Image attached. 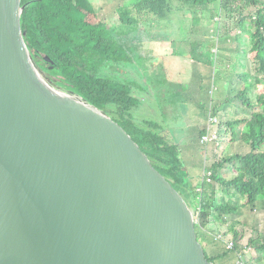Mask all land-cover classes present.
Masks as SVG:
<instances>
[{"label": "water", "instance_id": "water-1", "mask_svg": "<svg viewBox=\"0 0 264 264\" xmlns=\"http://www.w3.org/2000/svg\"><path fill=\"white\" fill-rule=\"evenodd\" d=\"M0 0V264H217L132 136L36 67Z\"/></svg>", "mask_w": 264, "mask_h": 264}, {"label": "trees", "instance_id": "trees-1", "mask_svg": "<svg viewBox=\"0 0 264 264\" xmlns=\"http://www.w3.org/2000/svg\"><path fill=\"white\" fill-rule=\"evenodd\" d=\"M214 2H219L228 16L233 17L236 12L241 17L239 26L243 34L238 39L245 47H239L240 54L233 58L227 72L230 76L225 85L226 95L218 103L225 114L220 115L213 103L210 107V116L220 118L217 145L224 146L221 153L216 146L217 160L207 166L202 184L196 185L190 181L176 145L162 133L160 122L149 119L138 122L135 118L134 112L141 103L132 84L107 76L105 70L123 76L120 65L132 59L128 45L120 39L122 25L135 27L152 16L164 19L175 8H210ZM241 2L263 4L253 26L243 16ZM22 5L25 9L21 24L36 67L55 88L78 95L111 116L138 143L187 205L198 207L199 221L195 227L207 258L216 262L231 252L235 258L241 256L245 264H262L264 234L243 243L245 225L240 215L248 206L262 203L264 208V0H133L120 7L118 26L98 19L90 0H22ZM133 12L137 15L130 14ZM212 13L214 18L222 15L219 10ZM216 22L220 33V20ZM244 35L248 41L242 39ZM250 56L254 68L248 66ZM202 59L211 64L216 60ZM229 108L243 115L224 119L226 113H232ZM237 127H243L239 141L250 149L225 157V144L235 141ZM201 132L206 133V129ZM205 239L219 249L215 254L207 252ZM249 247H254L256 253L248 252Z\"/></svg>", "mask_w": 264, "mask_h": 264}, {"label": "rangeland", "instance_id": "rangeland-1", "mask_svg": "<svg viewBox=\"0 0 264 264\" xmlns=\"http://www.w3.org/2000/svg\"><path fill=\"white\" fill-rule=\"evenodd\" d=\"M94 5L95 10L97 11L96 17L102 19L109 23L112 26H118L119 22V4L124 6L125 4L132 2L133 0H90ZM241 12L243 16L248 17L247 22L253 26V20L256 18L258 10L263 7V4L259 5H248L245 2L239 3ZM222 11L221 17H213L212 10ZM131 15H137V12L130 13ZM233 17L228 16L226 12L220 9L219 2H214L210 5V8H200V7H190V8H175L173 12L168 15L166 18L161 19L158 17L152 16L150 18L152 23L150 24L149 29H140L142 35H147L150 40L146 41L147 48L151 50V53H146V55L139 56L140 48L144 46L140 42V39H137L136 33H129L130 28L128 26L122 25L120 29V39L121 42L128 45L131 51L133 52L132 62H126L128 64L126 68L127 77L121 76L116 71L108 72L105 70L106 75L109 77H117L119 79H126L132 84V90L136 96L140 98L141 107L134 112L135 118L140 122L145 118L155 119L161 122L162 120H167L171 114L174 112L177 128H182L185 126V123L200 120L203 121L206 119L208 123L205 128L212 130V134L215 140L200 143L199 138L201 139L202 132L196 137L192 135H186L184 132H181L179 135H174L175 140L172 142L178 144V146L189 153L188 156H192L191 168L194 171L201 170L202 167L209 166L212 162L217 160L216 146L221 153L223 144L218 143L217 145V136H218V127L220 118H213L210 116V107L211 104L218 106L220 98L225 97L226 83L229 78L227 74L228 70L233 64V58H236L240 54L239 47V35L243 34V29L239 26V21L241 17L235 12ZM220 20L221 29L220 33H217L218 23L216 20ZM154 22L157 24L155 25ZM224 27L227 28L229 33L225 32ZM214 34V37L212 35ZM239 38V39H238ZM163 40L162 42L159 41ZM243 40H249L245 35L242 37ZM158 40V41H157ZM134 41V42H133ZM133 42V44H132ZM157 42V44H155ZM245 47L244 45L241 48ZM212 51H211V50ZM170 51L175 52L180 56L192 57L195 55L202 58L216 59V64L214 63L211 67L212 71H215V74L210 77L209 80H205V85L199 87L197 83L191 87H187V95L183 91L179 90L181 85L179 81H183L182 78L176 81V78L173 75V70L171 71V61L161 60V52ZM192 54V55H191ZM254 55V54H251ZM163 56V55H162ZM192 63L194 61L191 60ZM249 68H254L253 56L249 58ZM124 70V62L120 65ZM206 67H204L205 69ZM216 69V70H215ZM122 70V72H123ZM142 80L140 85L134 84V81H139L136 78H131L132 74L135 76H141ZM176 73L184 76L186 80L187 76H191L193 81L197 77L198 69L194 68L191 64L184 62L182 67H176ZM231 74H234L233 72ZM180 75V76H181ZM229 75V76H228ZM125 81V82H126ZM186 88V87H185ZM140 92V96L139 93ZM258 91H256L257 93ZM148 94V97H147ZM194 97V101H199V107L196 109L195 105H184L183 101L185 97ZM155 105V112L149 110L147 105ZM222 105V104H221ZM218 106V113L225 114L223 108ZM159 106H161L159 108ZM189 111H188V109ZM232 113H226L224 119L240 117L243 113H238L234 108H229L228 111ZM194 113L195 116L191 118L186 116L187 113ZM230 116V117H229ZM163 123V122H161ZM212 123V124H211ZM196 124H190L191 128ZM202 125V127H204ZM188 123L189 130L191 129ZM243 127H237L236 129V139L234 142L225 144L224 147V156L229 157L235 153H245L249 151V146L239 141L241 131ZM169 138H173L169 136ZM178 138L182 139L179 140ZM229 144V145H228ZM211 161V162H210ZM196 210V208H194ZM240 218L244 222V239L243 243H247L250 237H258L259 233L264 234V208L262 203L256 204L254 207L248 206L243 209ZM242 229V227H241ZM217 236H219L217 234ZM206 245L207 252L211 255L215 254L219 249L213 248L212 242L205 239L203 240ZM231 246V245H230ZM248 252L256 253L254 247H249ZM221 257L216 259L217 264H245L244 260L240 256L239 258L234 257V253H228L227 258ZM264 264V261L263 263Z\"/></svg>", "mask_w": 264, "mask_h": 264}, {"label": "crops", "instance_id": "crops-1", "mask_svg": "<svg viewBox=\"0 0 264 264\" xmlns=\"http://www.w3.org/2000/svg\"><path fill=\"white\" fill-rule=\"evenodd\" d=\"M119 7H122V5L119 4ZM216 10H217V8H216ZM150 18H148V19L144 20L143 22H141L138 26L128 27V28H130V32L129 33H136L137 34V39L138 40L140 39V42L144 46V48L143 47L140 48V54H139L140 57L143 56V55H146V53H151V50L149 48H147V45L145 43L146 41L150 40V38L147 35H145V33H144V35H142V33L140 32V29H145L146 30V29H149L151 27L150 24H149V23H152ZM154 24L156 25L157 23L154 22ZM213 37H214V34L212 35L211 38H213ZM159 41L162 42L163 40L159 39ZM133 42H132V44H133ZM155 44H157V42H155ZM130 48H131V45H130ZM130 53L133 54L131 49H130ZM160 56L161 57L159 58V61H161V60H166V61L169 60V61H171V71L173 70V75L176 78V81H178L180 79V77L183 80V81H179V84L181 85L182 88H180L179 90H176V91L177 92L178 91H183V93L186 94V95L188 93V90H187L188 88L187 87L189 85L192 87L194 85V83H197L199 87L204 86L205 82H206L205 80L206 79L209 80L210 77H212V75L215 74V71L213 72L212 69H211L212 68L211 66L213 64L205 62L202 59V57H199V56L197 57L196 54L192 55V57L187 58V57H184V56H180V55H178L175 52L163 51V52H161ZM131 57H132V55H131ZM132 60H133V57L130 60V62H132ZM191 60L194 61V63H192ZM184 62L189 63L194 68L198 69L197 77H196V79L194 81H193L191 76L185 77L187 79L184 80V76L183 75L176 73V67H178V66L182 67L184 65ZM214 63L216 64V60L214 61ZM124 65H125V66H123L124 70L122 69V66H120L119 68H120L121 74L126 76L127 75V70H126L125 67H127L128 64H126V62H125ZM204 67H206V68L204 69ZM122 70H123V72H122ZM139 73H141V76H139V77L135 76L134 74H132V76H131V78H133V79L136 78V79L139 80V81H136V80L134 81V84H136V85H140V82L142 80L141 78H142L143 72H139ZM138 93H139V96H140V92H138ZM147 97H148V94H147ZM183 103H184V105L186 107H187V105H190V106L191 105H195L194 107L196 109H198V107H199V101L198 100L194 101V97L191 98V97H187L186 96L184 98ZM139 107H141V104H140ZM160 107L161 106H159V108ZM147 108L149 110L153 111V112H155V109H156L155 105H153V104L147 105ZM188 111H189V109H188ZM186 116H190L191 118L196 117L195 116V112L194 113L193 112L192 113H187ZM155 118H157V120L151 119V118H149V120H155V121L160 122L158 120V117H155ZM196 118H198V117H196ZM145 119H148V118H145ZM145 119H143V120H145ZM174 119H175V114L173 112L171 114V116L167 120H162L161 122H163V123L160 122L162 133L171 141L173 139L175 140L174 135H179L181 132H184L186 135L190 134L192 136H196L197 137L200 134L201 131L206 129L205 126L207 125L206 123H208L206 119L204 121H203L202 118L200 120H197V121H195L193 119L192 122H188L189 126H190V124L195 123V122H196V124L193 126V128H191V126H190V128L193 129V130H189L188 123H185V126L182 127V128H177V126H178L177 125V120H176V122H174L173 121ZM204 124H206V125H204ZM202 125H204V127H202ZM169 136H172L173 138H169ZM178 139L182 140L180 138H178ZM198 139L200 140L199 136H198ZM200 143H202L201 140H200ZM175 145H176V147H177V149L179 151V155H180L182 164L184 166L185 171L189 175L190 181L193 184H196V185L202 184V182L204 181V179L206 177L207 166L206 167H202L201 170H198V171L192 170V168H191V163L193 162L192 161V156H188L189 153H187L185 151H182V149L178 146V144H175ZM199 188H200V186H199ZM198 190H200V189H198ZM196 208H198V207H196Z\"/></svg>", "mask_w": 264, "mask_h": 264}, {"label": "built area", "instance_id": "built-area-1", "mask_svg": "<svg viewBox=\"0 0 264 264\" xmlns=\"http://www.w3.org/2000/svg\"><path fill=\"white\" fill-rule=\"evenodd\" d=\"M208 131H209V132H208L207 134H203V135H201V141H202L203 143H206V142L212 141V140L214 139L213 135H211L210 129H208ZM194 220H195V222H198V221H199V216H198L197 213L194 214ZM230 245L232 246V243L229 244V247H231Z\"/></svg>", "mask_w": 264, "mask_h": 264}, {"label": "clouds", "instance_id": "clouds-1", "mask_svg": "<svg viewBox=\"0 0 264 264\" xmlns=\"http://www.w3.org/2000/svg\"><path fill=\"white\" fill-rule=\"evenodd\" d=\"M211 124H212V123H211ZM208 129H210V127H209V128H206V133H202V135H203V134H207V133L209 132ZM210 132H211V135H213L211 129H210ZM200 140H201V139H200ZM213 140H215V139H213ZM201 142H202V141H201ZM202 143H203V142H202ZM195 213H197L198 216H199L198 209L194 210V214H195ZM195 223H196V222H195Z\"/></svg>", "mask_w": 264, "mask_h": 264}]
</instances>
